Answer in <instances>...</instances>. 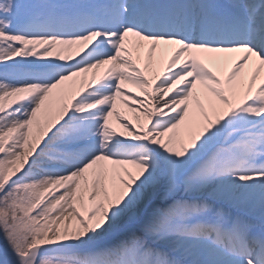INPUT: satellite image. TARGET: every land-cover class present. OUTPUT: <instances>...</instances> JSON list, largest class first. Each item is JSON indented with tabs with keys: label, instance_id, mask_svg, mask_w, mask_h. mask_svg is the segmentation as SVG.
<instances>
[{
	"label": "snow or ice",
	"instance_id": "1",
	"mask_svg": "<svg viewBox=\"0 0 264 264\" xmlns=\"http://www.w3.org/2000/svg\"><path fill=\"white\" fill-rule=\"evenodd\" d=\"M0 264H264V0H0Z\"/></svg>",
	"mask_w": 264,
	"mask_h": 264
},
{
	"label": "bare ground",
	"instance_id": "2",
	"mask_svg": "<svg viewBox=\"0 0 264 264\" xmlns=\"http://www.w3.org/2000/svg\"><path fill=\"white\" fill-rule=\"evenodd\" d=\"M163 70V66H161L159 69H157V72H162ZM217 71L218 74L222 73V69H214ZM126 89L129 93L133 94V95H137L139 96L140 93L139 91L132 87L131 85L126 86ZM129 103L131 104L132 102L129 101ZM117 110L120 112L122 119H126L128 121H131L132 123H135L133 117L134 115H136V113H134L132 108L129 107H125L123 104H121L119 101L117 102ZM110 122L112 123V126L116 129L117 132H123L124 130L120 127L119 123H117L115 121V118H110ZM122 138H124L122 136Z\"/></svg>",
	"mask_w": 264,
	"mask_h": 264
}]
</instances>
